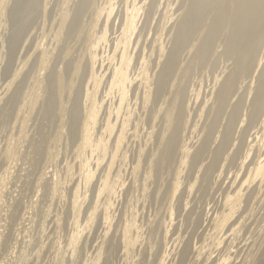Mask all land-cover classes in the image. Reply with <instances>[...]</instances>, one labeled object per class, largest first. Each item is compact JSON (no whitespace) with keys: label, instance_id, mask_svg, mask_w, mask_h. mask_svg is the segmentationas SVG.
<instances>
[{"label":"rangeland","instance_id":"374dc122","mask_svg":"<svg viewBox=\"0 0 264 264\" xmlns=\"http://www.w3.org/2000/svg\"><path fill=\"white\" fill-rule=\"evenodd\" d=\"M263 8L0 0V264H264Z\"/></svg>","mask_w":264,"mask_h":264},{"label":"bare ground","instance_id":"6f19581e","mask_svg":"<svg viewBox=\"0 0 264 264\" xmlns=\"http://www.w3.org/2000/svg\"><path fill=\"white\" fill-rule=\"evenodd\" d=\"M261 17H263L264 18V8L262 9V11H261ZM179 32V31H178ZM180 33H184L183 32V29L181 28V30H180ZM242 35V31L239 33V37ZM254 40H256L257 42L259 41V42H263L264 43V38H262L261 37V35L258 33V32H256L255 33V36H254ZM215 42V40H212L211 42H209L208 44H207V48H211V47H213L214 45L212 44V43H214ZM235 44H236V41L234 42V44L232 45V48L230 49V51H231V54L229 55V57L231 58V56H232V53L234 52V46H235ZM263 52H261V54L260 55H258V57H256V55L255 56H252V58H254L255 60H257V61H259V62H257L256 61V65H258V63H259V65L260 64H262V66L264 67V50H262ZM259 54V53H258ZM222 54H220L219 56H221ZM218 56V57H219ZM218 59H222L221 57L220 58H218ZM225 60V59H224ZM219 61V60H218ZM222 61V60H221ZM217 63V62H216ZM215 63V64H216ZM219 64V63H218ZM220 65V64H219ZM218 65V66H219ZM216 66V65H215ZM214 66V67H215ZM262 69V68H261ZM193 73H194V71H192ZM259 72V71H258ZM192 73V74H193ZM260 73V75H261V73H262V71L261 72H259ZM187 74V73H186ZM188 75V74H187ZM260 78H264V76H261ZM238 78L237 79H234V80H232L231 81V83L233 84V86H235L236 84H237V82H238ZM237 90H240V89H237ZM242 92V91H241ZM239 93H240V91H239ZM258 98V97H257ZM261 99H262V97H260V98H258L257 99V104H256V107H254V110H256V111H258L259 112V110L260 109H258L259 108V103L261 102ZM257 106H258V108H257ZM252 107V106H251ZM251 107H250V110H251ZM255 108H257V109H255ZM252 109H253V107H252ZM216 110H217V108H216ZM248 125V124H247ZM229 126H231V125H229ZM245 126V125H244ZM231 128H234L233 126L231 127ZM242 128V127H241ZM245 128V127H244ZM234 132H235V130H234ZM241 132V131H240Z\"/></svg>","mask_w":264,"mask_h":264}]
</instances>
